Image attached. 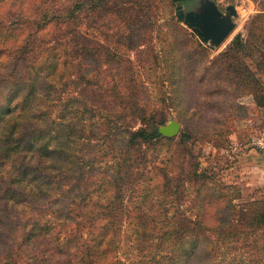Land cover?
Returning <instances> with one entry per match:
<instances>
[{
  "label": "trees",
  "instance_id": "trees-1",
  "mask_svg": "<svg viewBox=\"0 0 264 264\" xmlns=\"http://www.w3.org/2000/svg\"><path fill=\"white\" fill-rule=\"evenodd\" d=\"M69 1L70 5L53 3L59 6L58 11L49 18L55 39L50 42L52 46L47 41L45 49L60 45L48 63L52 71L47 72V63L42 59V42L47 39L29 32L25 43L12 49L10 66L6 68L8 75L0 73V144H4L5 150L34 149V161L21 159V175L61 190L57 211L63 229L58 230V238L63 231L67 234L64 252L68 257L61 260L65 259L66 264H106L102 254L106 249L112 250L110 243L114 242V236L119 238L124 218L128 217L141 229L137 228L138 234L134 237L133 233L131 238L144 256L149 254L147 249L151 245H156L159 252L167 251L166 259L171 262L177 257V264H186V259L187 264H263L264 258L259 253L264 250V199L236 203L235 198H230L227 202L226 189L234 188L241 196L231 183L219 182L218 189L210 190L207 181H213L215 175L201 168L200 159L192 150L181 144L171 145L173 135L161 132L160 128L168 124L167 114L148 109L140 102L141 93H149L142 89L139 77L134 72L125 75L117 69L114 80L108 78L106 62L121 58V53L109 51L103 57L96 53L92 38L86 42L73 40L81 21L95 22L110 10L123 16L122 22L128 28L138 23L139 28H152L156 0H116L113 5L111 0ZM125 12L130 16H125ZM175 25L184 30L180 24ZM119 38L121 42L123 36ZM127 38L131 51L137 50L139 43L135 44L131 35ZM164 39L173 42L169 37ZM101 42L108 52L105 41ZM151 46L147 48L149 70L151 62L160 61L159 53ZM241 49L247 50L236 37L221 54V60H217L219 63L225 60L228 74L229 70L242 74L238 67L244 61L237 56ZM141 51L144 50H137L138 56ZM128 54L124 60L134 68V59ZM100 70L105 74L96 73ZM249 77L247 82L252 83L255 102L264 107V96L259 95L260 91L264 94V87L252 72ZM122 87L130 88L132 93L125 95ZM43 101L49 109H42ZM60 105L63 119L47 117ZM28 108L33 109L30 112L33 120L42 115L45 118L39 124L28 116L26 119L24 113ZM17 116L25 118L27 124L15 122ZM191 132H184V137H192ZM156 144H167L170 150L179 146L184 153L182 162L176 165L173 155L161 159L159 155L150 156L149 150ZM109 155L107 177L99 180L96 187L105 193L96 196L91 189L96 184V158L106 159ZM145 180L148 186L153 184L151 189H141ZM208 216L218 217L217 222L212 223ZM47 226L50 237L54 224L49 221ZM84 229L91 239L83 238ZM72 232L75 234L71 235ZM142 236L146 237L143 243ZM238 248L244 249L239 257L235 253Z\"/></svg>",
  "mask_w": 264,
  "mask_h": 264
},
{
  "label": "rangeland",
  "instance_id": "rangeland-1",
  "mask_svg": "<svg viewBox=\"0 0 264 264\" xmlns=\"http://www.w3.org/2000/svg\"><path fill=\"white\" fill-rule=\"evenodd\" d=\"M114 1L116 0H111L112 5ZM214 1L223 13L228 12V5L236 6V14L232 16L235 28L219 45L211 41H201L197 33L176 15L180 5H183L186 11L199 10L204 0H184L181 3L156 0V10L152 16L154 26L152 28L149 26L148 30L144 27L139 28V23L128 28L126 23L122 22L123 16L110 10L103 16H98L95 22L82 19L80 31L75 34L73 40L86 42L92 38L96 53L103 57H107L109 51L121 53V58L106 62L108 78L114 80V74L118 70L123 71L125 75L134 72V75L139 77L140 84H143L142 89L149 93L147 95L141 93L140 102L148 109L154 108L165 112L168 123L171 121L180 123L177 133L173 135L174 141L171 145L177 147L176 144H181V147L192 150L199 157L201 168L215 175L213 181H207L210 190L218 189L216 183H231L230 185L240 190L238 191L241 196L236 194L234 188L226 189L227 202L230 198H235L236 203L264 199V177L257 173L250 184L249 174L244 173L248 161L241 160L243 154L252 148L251 136L264 134V107L256 104L252 94L254 90L252 83L248 85L247 82L252 72L264 87V0ZM56 2L59 5H70L69 0H0L2 12L0 13V73L8 75L6 68L10 66L14 53L12 49L16 50L20 44L25 43L29 32L35 37L41 34L47 39L42 42V55H44L42 59L47 63V72L52 71V68H48V63L53 51L60 45L50 49L45 48L47 41L49 46H52L50 42L55 39L54 25L49 18L54 11H58L59 6L53 5ZM5 6L6 10L2 11ZM124 14L130 16V13ZM142 18L144 20L145 15H142ZM174 22L180 24L184 30H179L176 25L174 26ZM6 33L10 35L5 37ZM119 35L123 36L121 42H118ZM127 35L134 38L135 44L139 43L138 49L147 53L141 51V55L138 56V49L131 51V46L126 42ZM164 37H169L173 42L168 43ZM236 37H239L241 44L247 48V50L241 49L237 55L244 61L245 68L243 69L244 65L238 67L242 74L237 70L236 72L229 70L228 74L225 60L221 63L217 60H221V54ZM101 41H105L106 45H104L108 46V52L102 47ZM124 43L125 46H122ZM150 44L153 45L151 47L155 52L159 53L160 59L157 64L151 62V70L147 67L149 60L147 48ZM36 46L40 49L38 42ZM127 54L133 57L134 68L131 62L124 60ZM58 63L59 61L56 62L57 65ZM246 67L250 71L246 70ZM102 72L100 70L96 73L104 75L105 73ZM211 81L213 82L210 83ZM233 82L236 84L233 85ZM122 90L125 95L131 92L128 87H122ZM79 94L83 96L81 92ZM259 95L264 96L261 91ZM95 101L97 102L96 99ZM45 102L42 103L43 110L49 109ZM60 108L61 105L54 107L47 117L63 119L60 116L62 112L59 111ZM31 111L33 109L28 108L24 113L26 119L28 116L39 124L45 118V115H42L39 119L33 120ZM84 115L89 116L85 112ZM26 119L17 116L15 122L27 124ZM83 121L86 122L85 117ZM188 130L192 131V137H184V132ZM169 148L167 144H156L150 148L149 155L152 157L159 155L160 159L165 158L166 155H173L174 163L179 165L182 162L183 151L179 146L175 150ZM35 154L34 149L5 150L4 144H0V264H66L65 259H68L64 252L67 234L63 231L58 238V230L63 229L58 218L60 211H57L60 208L57 202L61 190L55 189V185H40L20 173L21 159L32 160ZM110 158V155L106 159L96 158V184L91 188L96 196L102 197L105 193L103 190H97L96 187L99 180L107 177L111 165ZM173 165L171 164V168ZM56 181H60V178L57 177ZM151 184L148 186L146 181L141 189H151L153 185ZM155 192L158 193L159 190L156 189ZM217 218L208 216L212 223H216ZM131 219L124 218L125 222L119 238L114 236L112 240L114 242L110 243L112 250L106 249L104 255L102 254L106 264H162L164 261L167 262L166 264L178 263L177 257L174 262L166 259L169 255L167 251L159 252L156 245H151L147 249L149 254L146 256L139 253L131 236L134 233L135 237L138 234L137 228H140L134 225ZM49 221L54 224V231L50 237L47 229ZM76 227L80 229V225ZM74 234L75 232L71 233ZM83 238L86 240L92 238L88 230H83ZM145 239L146 237L142 236L140 241L143 243ZM245 250L250 249L245 248ZM242 251L244 249L238 248L235 253L239 257ZM225 252L229 254V250ZM61 257L65 259L61 260ZM259 257L264 258V250L259 253ZM185 263L187 264V259ZM262 263L264 264V261Z\"/></svg>",
  "mask_w": 264,
  "mask_h": 264
},
{
  "label": "water",
  "instance_id": "water-1",
  "mask_svg": "<svg viewBox=\"0 0 264 264\" xmlns=\"http://www.w3.org/2000/svg\"><path fill=\"white\" fill-rule=\"evenodd\" d=\"M227 13H223L214 0H204L199 10H188L180 5L177 10V18L184 21L199 36L201 41L219 45L235 28L232 16L236 14V6H227ZM180 124L171 121L166 126L160 128L161 132L167 135L177 133Z\"/></svg>",
  "mask_w": 264,
  "mask_h": 264
},
{
  "label": "crops",
  "instance_id": "crops-1",
  "mask_svg": "<svg viewBox=\"0 0 264 264\" xmlns=\"http://www.w3.org/2000/svg\"><path fill=\"white\" fill-rule=\"evenodd\" d=\"M241 160L248 161L244 167V173L249 174V177H247L250 179V184L257 173L264 177V151L254 147L249 148L248 152L243 154Z\"/></svg>",
  "mask_w": 264,
  "mask_h": 264
},
{
  "label": "built area",
  "instance_id": "built-area-1",
  "mask_svg": "<svg viewBox=\"0 0 264 264\" xmlns=\"http://www.w3.org/2000/svg\"><path fill=\"white\" fill-rule=\"evenodd\" d=\"M250 142L252 147L264 151V134L251 136Z\"/></svg>",
  "mask_w": 264,
  "mask_h": 264
}]
</instances>
